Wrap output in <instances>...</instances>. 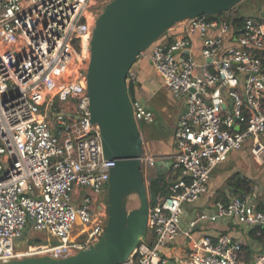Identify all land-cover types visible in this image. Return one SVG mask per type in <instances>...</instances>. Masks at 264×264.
Instances as JSON below:
<instances>
[{
  "label": "built area",
  "instance_id": "obj_1",
  "mask_svg": "<svg viewBox=\"0 0 264 264\" xmlns=\"http://www.w3.org/2000/svg\"><path fill=\"white\" fill-rule=\"evenodd\" d=\"M99 12L94 0H0V264L60 258L106 231L102 195L115 162L91 120L82 70ZM138 59L151 61L183 110L175 150L142 154L143 168L168 169V192L149 195L148 236L121 264H167L173 259L164 250L181 237L175 264H264V249L248 251L240 238L210 232L214 224L237 226L264 241L263 192L212 191L215 170L249 139L263 160L264 15L235 7L186 18ZM127 80L137 83L134 65ZM132 106L139 126L155 122L144 100ZM30 223L57 242L19 241Z\"/></svg>",
  "mask_w": 264,
  "mask_h": 264
},
{
  "label": "water",
  "instance_id": "obj_2",
  "mask_svg": "<svg viewBox=\"0 0 264 264\" xmlns=\"http://www.w3.org/2000/svg\"><path fill=\"white\" fill-rule=\"evenodd\" d=\"M244 0H112L97 16L86 65L91 120L100 127L105 156L114 160L103 236L75 254L26 257L1 264H121L144 239L149 193L142 164L144 141L135 120L128 74L142 51L186 18L217 15ZM264 15L261 7L255 8ZM131 194L139 197L130 209ZM167 264H175L170 260Z\"/></svg>",
  "mask_w": 264,
  "mask_h": 264
},
{
  "label": "rangeland",
  "instance_id": "obj_3",
  "mask_svg": "<svg viewBox=\"0 0 264 264\" xmlns=\"http://www.w3.org/2000/svg\"><path fill=\"white\" fill-rule=\"evenodd\" d=\"M95 1V9L100 11L99 14L104 10L106 4H108L112 0H94ZM261 7L264 12V0H244L241 3H239L236 8L239 11L240 14L244 15H251L256 16L258 15V11H256L255 8ZM93 13V12H92ZM47 87L51 84H46ZM56 85H54L53 92L57 91ZM45 92L42 93V95L46 96L45 93L48 92L47 88H43ZM53 94V93H52ZM175 100L179 102V98L175 96ZM57 102V99H55ZM58 103V102H57ZM139 130L141 133V136L144 141V151L143 152H149L153 154V151H156L155 149H159L160 141L161 140V133L163 135L169 136V129H167L166 132L160 131L158 125L155 123H145L144 121L140 122ZM247 142V144L239 151L233 152L225 163L221 164L214 172L213 178H212V191L213 196H219L222 191L224 190L226 186V182L229 181V178L234 174L237 173L241 177L247 178L251 182V186L254 190H259L260 192L264 193V156L263 160L261 162H258L255 159V156L252 152V143L251 139ZM261 141L264 143V136L261 138ZM149 146H151L152 151H150ZM144 173L146 176V183L147 188L149 185V181L152 179V177L162 174L166 175L168 174V169L163 168L162 166H157L154 169L147 168L144 165ZM168 180V179H167ZM102 199L105 203L108 201V194L104 193L102 195ZM140 204V200L138 195L131 194L128 199V207L130 209L138 207ZM187 210L191 213L192 207H187ZM108 216V213H107ZM148 236L147 232L145 234L146 238ZM76 237V233L74 235V238ZM82 240V239H81ZM19 241H23L26 244L28 243H49L53 244L57 242V238H48L45 234H41L40 232H36L33 228V225L30 223L28 227L25 229L23 236L19 239ZM249 247H246L248 249ZM79 251V250H78ZM74 250L71 254H75L78 252ZM65 257V256H63Z\"/></svg>",
  "mask_w": 264,
  "mask_h": 264
},
{
  "label": "crops",
  "instance_id": "obj_4",
  "mask_svg": "<svg viewBox=\"0 0 264 264\" xmlns=\"http://www.w3.org/2000/svg\"><path fill=\"white\" fill-rule=\"evenodd\" d=\"M175 33V32H173ZM172 36L164 38L165 42H169ZM134 69L138 73V80L135 86L136 98L144 100L148 106L154 111L155 124L159 130L166 132L169 129V136L161 133L159 149H155L153 154H167L175 150L174 133L175 126L179 120L183 110V99L179 98V102L175 99V95L164 84L162 77L155 71L152 63L148 59H138L134 64ZM48 96V93H45ZM44 96V95H42ZM152 147L149 146L150 151ZM213 184V183H212ZM225 231L240 238L248 251L264 249V241L256 240L250 233H245L239 227L224 226L223 224H214L210 228V232ZM184 239L181 237L177 242L172 243L164 251L168 258L176 260L184 254Z\"/></svg>",
  "mask_w": 264,
  "mask_h": 264
},
{
  "label": "trees",
  "instance_id": "obj_5",
  "mask_svg": "<svg viewBox=\"0 0 264 264\" xmlns=\"http://www.w3.org/2000/svg\"><path fill=\"white\" fill-rule=\"evenodd\" d=\"M135 86H136L135 83L128 84L129 92L132 99H136ZM168 184L169 183L167 181L166 175L158 174L152 177L148 185V193L150 195V198H152L153 200L159 192L161 193L168 192ZM226 189H230L236 194H243L251 191L252 186L249 179L241 177L239 174L234 173L229 178V181L226 182V186L220 195H222Z\"/></svg>",
  "mask_w": 264,
  "mask_h": 264
},
{
  "label": "bare ground",
  "instance_id": "obj_6",
  "mask_svg": "<svg viewBox=\"0 0 264 264\" xmlns=\"http://www.w3.org/2000/svg\"><path fill=\"white\" fill-rule=\"evenodd\" d=\"M89 12L92 14V11L91 10Z\"/></svg>",
  "mask_w": 264,
  "mask_h": 264
}]
</instances>
